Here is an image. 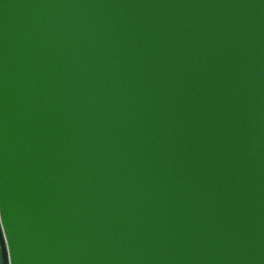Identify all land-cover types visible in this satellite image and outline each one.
I'll return each mask as SVG.
<instances>
[{
    "label": "water",
    "instance_id": "water-1",
    "mask_svg": "<svg viewBox=\"0 0 264 264\" xmlns=\"http://www.w3.org/2000/svg\"><path fill=\"white\" fill-rule=\"evenodd\" d=\"M1 264H264V0H0Z\"/></svg>",
    "mask_w": 264,
    "mask_h": 264
},
{
    "label": "rangeland",
    "instance_id": "rangeland-1",
    "mask_svg": "<svg viewBox=\"0 0 264 264\" xmlns=\"http://www.w3.org/2000/svg\"><path fill=\"white\" fill-rule=\"evenodd\" d=\"M0 264H1V261H0Z\"/></svg>",
    "mask_w": 264,
    "mask_h": 264
}]
</instances>
